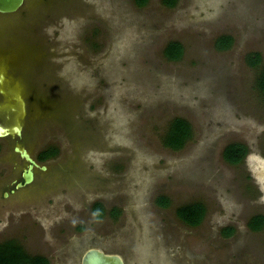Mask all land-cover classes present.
Wrapping results in <instances>:
<instances>
[{
  "label": "rangeland",
  "instance_id": "374dc122",
  "mask_svg": "<svg viewBox=\"0 0 264 264\" xmlns=\"http://www.w3.org/2000/svg\"><path fill=\"white\" fill-rule=\"evenodd\" d=\"M263 67L264 0H26L0 15V131L22 129L11 143L32 157L58 149L17 188L27 162L0 155V243L51 264L90 247L126 264H264L249 226L264 215ZM175 117L193 128L179 150L163 140ZM235 143L247 154L231 163ZM194 202L206 214L190 226L177 209Z\"/></svg>",
  "mask_w": 264,
  "mask_h": 264
},
{
  "label": "trees",
  "instance_id": "16d2710c",
  "mask_svg": "<svg viewBox=\"0 0 264 264\" xmlns=\"http://www.w3.org/2000/svg\"><path fill=\"white\" fill-rule=\"evenodd\" d=\"M148 0H135L138 6H143ZM166 4L174 6L177 0H164ZM233 42L231 36H221L216 45L220 49H227ZM184 52L183 45L179 42H171L165 48V55L170 60H179ZM260 62V55L256 53L251 56L250 63L257 65ZM257 87L264 95V67L257 79ZM193 135V128L191 123L182 117H175L171 120L169 127L163 138L164 144L172 149L179 150L184 147L188 140ZM58 154L57 148H49L42 151L41 159L54 157ZM247 154V147L243 144L235 143L226 147L224 150V157L231 163H238L244 159ZM162 205L167 204V200L162 198L160 200ZM97 217H102L104 214V207L100 202H96L93 206ZM118 214V212H117ZM205 206L199 202L183 205L177 209L178 217L190 226H196L201 223L205 217ZM249 226L254 231H260L264 228V215L258 214L253 216L249 221ZM233 228H225V234H232ZM0 264H51L49 259L42 255H31L26 252L23 247L14 240H8L0 243Z\"/></svg>",
  "mask_w": 264,
  "mask_h": 264
},
{
  "label": "water",
  "instance_id": "95a60500",
  "mask_svg": "<svg viewBox=\"0 0 264 264\" xmlns=\"http://www.w3.org/2000/svg\"><path fill=\"white\" fill-rule=\"evenodd\" d=\"M26 0H0V12L1 13H13L23 7ZM2 136V134H0ZM31 162L34 165L38 163L30 157ZM33 168V166H32ZM27 182L33 180V172L25 174ZM21 186V184H19ZM81 264H126L124 258L118 253H108L97 247L88 248L81 259Z\"/></svg>",
  "mask_w": 264,
  "mask_h": 264
},
{
  "label": "flooded vegetation",
  "instance_id": "af4514ba",
  "mask_svg": "<svg viewBox=\"0 0 264 264\" xmlns=\"http://www.w3.org/2000/svg\"><path fill=\"white\" fill-rule=\"evenodd\" d=\"M26 3V2H25ZM24 6V5H23ZM22 8H20L19 10H21ZM18 10V11H19ZM8 13H1L0 15H5ZM2 99V94L0 93V100ZM3 121L0 118V127L3 126ZM0 134H2V136H0V155L2 156L3 154H5V152L9 149L13 150L14 153H18L20 154V156L27 162V166L24 168L23 164H22V168L19 170V174L18 177L15 179L16 181V188L19 184H21V186H23L25 184V174L33 172H35L36 169V165H34L30 158H29V151L27 149H25L24 147H18L17 149L12 145L11 140H15V139H19L22 135V129H18V130H12V131H0ZM54 148V147H51ZM56 148V147H55ZM47 150V149H46ZM45 151V150H42ZM42 151L38 152V155H36L35 157H32L30 154V157H32L37 163L38 165H43L47 162L50 161V159L54 158V157H49L47 159H41V154ZM33 166V168H32Z\"/></svg>",
  "mask_w": 264,
  "mask_h": 264
}]
</instances>
